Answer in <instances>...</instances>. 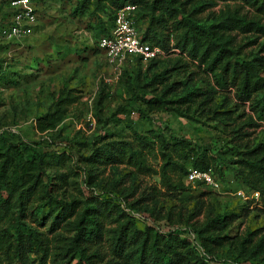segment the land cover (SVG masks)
Here are the masks:
<instances>
[{"label": "rangeland", "instance_id": "374dc122", "mask_svg": "<svg viewBox=\"0 0 264 264\" xmlns=\"http://www.w3.org/2000/svg\"><path fill=\"white\" fill-rule=\"evenodd\" d=\"M127 1L132 0H33L37 18L32 33L20 40L0 35V147L20 141L45 152L44 171L52 182L47 193L42 190L48 185L46 176H41L11 194L10 210L6 216L0 213V230L18 219L21 230L37 237L42 250L25 249L19 258L0 253L2 264H83L73 258L74 226L85 209L91 212L94 200L108 197L113 203L101 208L97 237L81 240L86 253L93 255L92 264H140L137 243L125 238L121 227L128 222L143 229L144 222H151L148 210L152 218H170L163 230L225 215L232 220L223 233L230 240L216 250L217 260L264 264V183L261 191L250 187L244 178L253 181L255 175L238 173L235 162L247 145L264 144V94L255 95L252 103L241 101L235 86L218 84V71L192 61L181 49L185 23L168 31L157 24L164 37L159 46L163 54L140 77L136 71L115 72L97 40ZM177 3L184 5L186 19L205 27L234 13L264 26V0ZM148 22L143 9L136 24L144 31ZM224 35L230 37L221 41L232 51L231 64L264 58V30H227ZM180 64L169 74V83L177 84L171 97L198 89L211 96L212 106L198 108L195 103L188 116L173 109H149V93L141 87L144 74L149 79ZM215 106L216 112L211 110ZM41 125L47 128L41 130ZM172 137L214 156L211 173L218 186L188 182L187 175L179 173L173 176L186 190L177 193L163 186L161 150ZM103 149L110 152L99 161L96 156ZM186 167L189 170L190 161ZM27 187L29 197L21 211L17 195ZM188 238L192 242L191 235ZM242 240L247 247L243 255Z\"/></svg>", "mask_w": 264, "mask_h": 264}, {"label": "trees", "instance_id": "16d2710c", "mask_svg": "<svg viewBox=\"0 0 264 264\" xmlns=\"http://www.w3.org/2000/svg\"><path fill=\"white\" fill-rule=\"evenodd\" d=\"M127 2L138 6L135 21L143 9L148 12L149 22L142 31L143 41L159 47L160 43L164 42V37L162 31H158L156 28L157 24H161L162 28L168 31L170 28L178 30L185 23L186 29L182 34L181 49L187 51L192 61L205 65L209 71H218V84L235 86L237 96L241 101L252 103L255 95L264 94V58L262 56L253 57L249 61L231 64L229 58L232 51L223 47L222 43V39L227 41L230 38H225L224 33L227 30H242L243 32L252 29L264 30V26L259 25L257 21L238 17L234 13L217 25L205 27L186 19L184 5L177 3V0H132ZM127 2L122 3L120 7ZM1 14H4L3 7H0V16ZM114 18L115 15L111 21L109 18L106 19V22L110 21V24L102 28L103 33L98 40L110 35L114 26ZM169 22H171V25H169ZM155 60L156 58L149 61L144 68L140 60L134 64L126 65L122 70V74L128 71H136L137 77H140L141 72L146 71ZM181 66L183 65L166 68L162 73H155L149 79L144 74L141 87H144L149 93V96L145 98L149 109L153 111L173 109L182 116H188L195 103L198 108H205L208 104H211L209 103L212 102L211 96L203 95L198 89L189 90L181 96L171 97V94L177 89V84L174 82L169 83V74H171V71L181 68ZM158 85L162 86L160 90L157 88ZM262 105V110H264V99ZM211 110L216 112V106ZM40 128L44 130L47 125H41ZM171 140L172 143L165 144L161 150L163 159L160 168L161 183L167 190L180 193L188 187L181 179H176L173 174L187 175L186 163L188 161H190L192 168L211 170L214 156L205 152L201 146H196L186 139L172 137ZM24 150L28 151L27 157L24 155ZM109 152V149H103L96 157L99 161H102L103 156ZM132 153L137 154V151H132ZM46 155L45 152L20 141L16 143L9 142L0 147V213L3 216H6L10 210V196L17 187H22L31 180L35 183L41 176H46L44 171V166L47 164ZM235 162L238 173L246 174L249 171L255 175L253 181H247L246 176L244 182H248L253 189L261 191V184L264 183V144L247 145L246 151ZM46 179L48 185H42V190L45 193L49 192L51 189L50 184H52L49 176H46ZM28 190L29 187L18 192V209L21 211L26 207L29 197L26 195ZM112 203L113 201L109 197L94 200L91 203L93 207L89 209L91 212L85 209L75 224L74 235L70 244L73 250V258L76 257L78 262L92 264L90 258L93 255L86 253V246L82 245L81 240H91L97 237L99 224L101 223V208ZM148 212L151 222H144L143 229L136 227L134 223L129 225L128 222L121 227L125 238H131L137 243L140 264H225L217 260L216 250L230 240L227 235L223 234L232 222L230 218L225 215L214 216L206 218L201 223L191 225L186 221L184 228L179 230L174 228L163 230L164 226H168V223H170V218H152L154 216L152 211L148 210ZM134 218L136 222L139 220L137 217ZM8 227L0 230V253L3 256L19 258L25 252V249L29 252H40L42 250L41 242L37 237L31 233L26 234L21 230L18 219L11 222ZM9 230H12V232H9ZM181 234L184 237H181ZM188 235H191L192 242L189 240ZM245 241L242 240L239 243L242 251V253L240 252L241 255L246 253ZM2 262L3 259L0 256V263L2 264Z\"/></svg>", "mask_w": 264, "mask_h": 264}, {"label": "built area", "instance_id": "2783aa9c", "mask_svg": "<svg viewBox=\"0 0 264 264\" xmlns=\"http://www.w3.org/2000/svg\"><path fill=\"white\" fill-rule=\"evenodd\" d=\"M4 14L0 16V35L2 38L20 40L28 37L36 25V6L33 0H1ZM138 6L125 3L115 13L114 26L108 36L97 41L98 49L103 53L106 64L119 74L124 67L141 61L143 68L147 62L163 54V50L142 40V31L138 28L135 15ZM188 182H202L218 186L214 182L211 170H199L190 167L186 177Z\"/></svg>", "mask_w": 264, "mask_h": 264}]
</instances>
